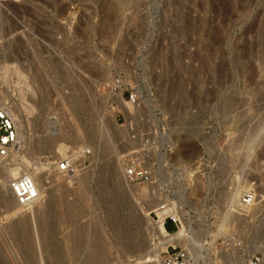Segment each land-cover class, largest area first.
<instances>
[{
	"label": "rangeland",
	"instance_id": "374dc122",
	"mask_svg": "<svg viewBox=\"0 0 264 264\" xmlns=\"http://www.w3.org/2000/svg\"><path fill=\"white\" fill-rule=\"evenodd\" d=\"M0 70V108L11 107V117L19 116L16 84H29L38 140L50 118L63 126L68 151L80 150L78 142L93 155L92 147L104 151L100 162L91 165L90 154L79 169L80 192L62 183L66 196L53 192L45 213L31 217L27 234L14 241L31 240L13 253L17 264H30L23 256L33 246L39 264H53L44 248L63 241L71 255V237L98 234L88 242L99 257L86 264H145L125 254L118 234L142 241L145 253L157 250L152 227L131 221L128 206L145 215L164 201L174 203L186 230L202 232L208 223L209 252L198 264H248L253 256L264 264V0H0ZM111 77L136 89L138 110L125 114L96 91ZM81 94L93 107L87 115L75 109ZM39 145L48 156L49 143ZM130 158L152 172L148 183L130 185L136 191L120 181ZM104 166L107 179L114 168L122 199L97 190ZM237 191H253L252 209L237 213ZM7 207L0 204L1 230L17 216Z\"/></svg>",
	"mask_w": 264,
	"mask_h": 264
},
{
	"label": "bare ground",
	"instance_id": "6f19581e",
	"mask_svg": "<svg viewBox=\"0 0 264 264\" xmlns=\"http://www.w3.org/2000/svg\"><path fill=\"white\" fill-rule=\"evenodd\" d=\"M2 69L3 68H1V70ZM1 70H0V72H1ZM16 71L18 72V70H16ZM21 83H23V86H20ZM16 86L18 87V89H17L18 94H17V99H15L14 102H15V106L17 107V112H18L19 116H16V115L13 116L12 115V117L11 116L10 117L13 119L14 124L17 128L18 145L13 150H9V152L7 153V155L5 157H0V168L2 171L1 175H0V178H2V179H0V204L6 203L8 205L7 208L9 209L8 210L9 213H14L17 216L12 222L7 224V226L4 230L0 229V264H17L14 260H12L13 253L17 252V251H22L23 248H27V247L31 246V240H30V243H28L29 239L27 240V242L25 244H21L18 242V244L16 245V243L14 241H17V240L19 241L21 234L23 235V233H26L29 230L31 219L32 218L34 219V217L36 218L35 215L38 216L41 214L43 215V213H45L47 205L50 204L49 202L54 199V198L52 199V195H54L53 192L57 193L59 198H61L62 196L63 197L66 196L67 192H65V191L62 192V190H60L63 187L62 183H66L65 185H67V184H69V185L73 184L74 185L75 184L76 185V186L74 185L75 186V188H74L75 192H80V190H81L80 187L83 186L82 185L83 184L82 183L83 176H80V175L83 174V173H81L83 170L79 171V166L82 167L84 160H86V158H84V157H80V159H82V160H78L76 158V156L71 155V159H73V162L76 166L74 174H71V175L58 171L55 166H50V165H53L58 159L68 157L69 152L70 153L74 152L72 149L74 147H72L70 149V151L67 150V145L63 143V139H65L63 137V132H64L63 126L61 125L60 122H59L60 124L57 123V125H55L56 121H53L50 118L47 119V122L45 125L44 138L41 136L42 138L40 140L37 139L38 137L35 135V132L33 130L32 121H34V120H32V119H34L35 114H38L39 112L37 113L38 109H36L34 104H32L31 102H28L27 99L25 98V88L30 89L29 84L27 83V81L24 80V81L18 82V84H16ZM97 89H98V87L96 88V91H97ZM32 92H33V90H32ZM34 94H32V95L34 96ZM116 100L118 101L119 106L122 108V110L125 114L129 110V108L131 109V106L129 104L125 103L128 107V109H127V108L123 107L122 102L118 98ZM84 101H86V100L84 99V97L81 94V96H79V99L77 100V102H75V109H77V110L79 109L80 111L83 112V114L87 115L90 113V111L93 109V107H92L91 103L85 105ZM111 101H113V99ZM108 102H106V103L108 104ZM114 103H115V101H114ZM73 106H74V104H73ZM12 108H14V107H12ZM2 110H4L7 113L8 112L10 113L11 107L5 106V108H3ZM37 116L39 117V115H37ZM50 116H52V115H50ZM98 135L99 134L97 132L96 139H98V137H99ZM39 143H44V145H45V143H49V145L52 147L51 151L48 152L49 153L48 156L44 155L45 151L38 150L37 146H40ZM79 143L80 142L75 143L74 145H76L75 147H77L81 151V150H83V147H81V143H80V145H79ZM47 146H48V144H47ZM92 148H93L95 154L94 155L91 154L90 161L93 160L94 163L96 164V163L100 162V160L102 158L100 155V152H104V151L102 149H99L98 146L92 147ZM49 159L53 160L51 162V164H49V162H50ZM91 165H92V161H91ZM82 168H84V167H82ZM106 168L107 167L104 166L103 170H102V168L100 169L99 177L96 179L95 186H96L97 190H101V192L104 193L103 197H105L106 199H109V198L112 199V198H115V196H118V194H120V191H119V188L116 187L117 186L116 183H115L116 186L113 187L114 182H115V181H112L113 177L115 175L114 168L108 167L110 169L108 170L107 174H109V176L112 177L111 179L106 178V172H107ZM121 169H123V168H121ZM123 171L124 170H122L120 172V174H121L120 181L123 182L124 184H126L127 187H129L130 189L134 188V190L136 191L137 189H136V187H134L135 185L131 187L130 185H132V184H130L129 182H127L125 180V177L123 175ZM20 176L30 177L36 183L37 188H38V198L36 199V201L32 205H30L29 207H25V208L24 207H18L16 205L15 200L13 198V195H12V193L8 187V184L10 183V181H12L13 179L20 177ZM54 183H58V185H53ZM143 183H148V182H143ZM241 193H240V191L239 192L237 191V194H234L235 195L234 200L235 199H238V200H235V202H233L234 201L233 200L232 202L234 204L230 203L231 205H234V207L237 210H239L237 208V206H238V203L240 201V197L242 195ZM130 194L132 195V197H134L133 190L131 191ZM118 197H119V199H122L121 195H119ZM254 202H255V200H254ZM254 202H253L252 206L245 209L244 212L246 210L248 211V210L252 209L254 207ZM231 205H230V209L232 208ZM172 206L175 207L174 203L172 204ZM153 208H151V209H153ZM151 209H149L148 211L145 212V216L149 220L146 225H148L149 227H152L153 233L155 232L154 234L157 236L156 242H158L155 245L157 246L158 249L157 250L156 249H150L149 251H147L141 259H137V260H140V263L142 262L145 264H157V261H159V257L162 255L161 252L162 251L166 252L167 247L169 245L174 246V247L175 246H181L183 248V250H185L189 254V257H191V259L193 260V262L191 264H198L199 262H201V261L203 262L206 259V256H207L209 251H208V247L206 246L207 243H206L205 239H207V236H209L211 233L208 230L209 227H208V223L206 221L203 224L204 229L201 230L202 232L193 231L191 228L189 230H186L182 226V223H181L179 230L177 231V235L171 236L170 234H172V233L167 234V232L162 227L158 226L156 223H153L151 221V219H149L148 214H149ZM175 212H176V210H175ZM176 214L178 216L177 212H176ZM179 220H180V218H179ZM202 221H203V219L201 220V222ZM6 233H8L9 236L6 235ZM79 237L81 240H86V241H79V244L75 245L77 247V252L72 253L71 255H67V256H69V259L70 258L73 259L72 258L73 255L81 254L85 251L90 252L89 256H88V257H90V260L94 259V257H97V256L99 257V254L94 253L95 252L94 248L97 246L96 243L89 242V243H91V245H89V246H85L86 244H84V243H86L88 241H93L96 239L100 240L101 235L98 234L97 237L95 236V238H92V237L89 238V237H85L83 235H80ZM9 240L13 242V249H12V246H10V245H9V248H6V243ZM49 240H51V239H49ZM180 241L182 243H180ZM186 242H188V243H186ZM10 243L8 242V244H10ZM156 246H155V248H156ZM105 250H106V247H105ZM61 252L65 253L63 251V249ZM7 258H9V260H7ZM23 259L26 261H29V260L31 261L30 254L23 256ZM69 259H68V261H69ZM18 260H19V257H18ZM67 262H65V263H67ZM86 262H87V259H85V262H80V263L86 264Z\"/></svg>",
	"mask_w": 264,
	"mask_h": 264
},
{
	"label": "built area",
	"instance_id": "2783aa9c",
	"mask_svg": "<svg viewBox=\"0 0 264 264\" xmlns=\"http://www.w3.org/2000/svg\"><path fill=\"white\" fill-rule=\"evenodd\" d=\"M97 92L105 95L109 99H119L121 102H125L131 106L132 109H137L138 96L137 91L134 89L126 77H111L108 83H102L98 85ZM134 138V137H133ZM18 145V132L14 124L13 119L4 110L0 108V157H5L9 150H13ZM91 154L89 149L76 150L71 153L72 156L87 158ZM71 155L65 158L58 159L53 165L56 169L65 174H74L75 164ZM86 167V160L83 162V166ZM79 166V169L82 168ZM124 177L130 184L136 182H148L151 180L152 172L150 168L142 165L137 159L130 158L126 161L124 167ZM15 203L18 207H29L38 198V188L36 183L28 176H20L8 184ZM253 191H243L240 197L237 208V213H244V210L251 207L255 195ZM238 200V199H237ZM153 223L162 227L167 234L174 233L179 230L181 222L175 212V207L172 204L164 201L160 205L154 207L148 214ZM173 229L172 232L167 230V227ZM170 250V252H169ZM193 260L189 257V254L183 249H177L174 246L169 245L165 253L159 257L157 264H191ZM248 264H260V258L257 256L251 257L247 260Z\"/></svg>",
	"mask_w": 264,
	"mask_h": 264
},
{
	"label": "water",
	"instance_id": "95a60500",
	"mask_svg": "<svg viewBox=\"0 0 264 264\" xmlns=\"http://www.w3.org/2000/svg\"><path fill=\"white\" fill-rule=\"evenodd\" d=\"M128 214L130 217V220L133 221L137 225H145L148 223V218L142 213V211L136 206V205H129L128 206ZM118 240L121 242V246L125 252L126 255H128L130 258H132L134 261L137 259H141L144 254H145V249L143 248V242L138 241L137 239H134L132 236H130L126 231L124 230L123 232L118 234ZM71 244H79V241L72 238L69 239ZM63 241H58V243L52 248L51 250L47 251L44 248L43 252V258L44 261L48 263H53V264H63L68 261L69 256L67 254L62 253V249L64 247ZM85 246L91 245V243L86 242ZM33 246V245H32ZM89 251H85L81 254L73 255L72 258L75 260H79L80 262H85V259L87 261H91L94 259L90 260L89 256ZM31 261L29 260V263H34V264H39L41 262V258L39 257L37 250L33 246L32 251L29 253ZM89 258V259H88Z\"/></svg>",
	"mask_w": 264,
	"mask_h": 264
}]
</instances>
